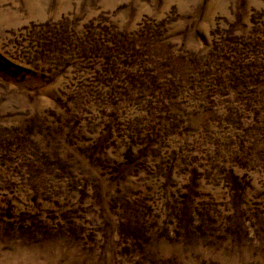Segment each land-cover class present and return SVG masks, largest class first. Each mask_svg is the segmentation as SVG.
<instances>
[{
    "label": "rangeland",
    "instance_id": "374dc122",
    "mask_svg": "<svg viewBox=\"0 0 264 264\" xmlns=\"http://www.w3.org/2000/svg\"><path fill=\"white\" fill-rule=\"evenodd\" d=\"M0 264H264V0H0Z\"/></svg>",
    "mask_w": 264,
    "mask_h": 264
}]
</instances>
